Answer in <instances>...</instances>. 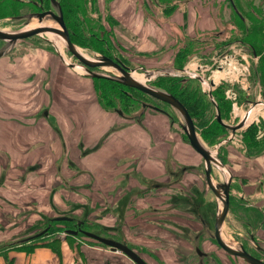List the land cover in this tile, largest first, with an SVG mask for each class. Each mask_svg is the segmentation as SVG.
I'll list each match as a JSON object with an SVG mask.
<instances>
[{
  "label": "crops",
  "instance_id": "crops-1",
  "mask_svg": "<svg viewBox=\"0 0 264 264\" xmlns=\"http://www.w3.org/2000/svg\"><path fill=\"white\" fill-rule=\"evenodd\" d=\"M226 1L232 11L264 14V0ZM183 3L160 26L153 25L150 0H112L109 14L140 39L138 53H161V60L181 44L172 26L192 37L218 28L208 1ZM94 78L48 45L0 56V264H136L74 235L52 245L3 246L53 215L82 220L86 230L124 242L147 264H229L232 257L220 254L202 228L214 222L213 198L181 130L151 106L128 116L103 106ZM223 142L233 195L245 202L229 206L223 226L229 212L238 223L248 212L253 244L264 251V149L247 155L238 142Z\"/></svg>",
  "mask_w": 264,
  "mask_h": 264
},
{
  "label": "rangeland",
  "instance_id": "rangeland-1",
  "mask_svg": "<svg viewBox=\"0 0 264 264\" xmlns=\"http://www.w3.org/2000/svg\"><path fill=\"white\" fill-rule=\"evenodd\" d=\"M33 1L34 0H0V29H4L6 31H19L24 28H28L31 24H32L31 27L41 25V24H44V25L52 24L54 26H58L57 22L48 15L45 16L41 22H38V19L34 15V13L39 12L41 10H46V9H41L38 6L36 7ZM57 1L59 2V0ZM69 1L73 4V6L75 4L76 8H78V10L80 11V16H83L85 18V22L86 24H88V27H89V24H91L93 28L96 29L95 32L97 33V36L98 37L103 36L109 42L108 45H106V47H103L98 43H92L93 40L90 39L89 37L90 36L89 30L85 29L84 30L85 36L88 38L87 42L92 45H89L88 43H86L85 45H83L84 43L83 44L75 43V44L79 46L87 55L99 57L100 55H106L105 54V51H106L108 55H110L109 57H117L126 66L136 71L137 74L145 75L143 76L144 77L143 81L147 83L148 85H151L155 88H159V87H156L153 84H157V85L160 84L162 86L164 85L165 87L175 88L176 76L188 77L194 80H198L200 87H203V89L205 90L208 89V87H210L209 82L214 81L213 73L211 74V72H206V71L205 72L200 71L199 73L196 72L198 68V64L201 63V61L199 62L195 54L190 55L188 59L186 60V62L183 63L182 67H178V65L173 60L175 54L171 55L172 54L171 52H168L169 56H166L162 58L161 60H160V58L162 57L161 53H159L158 55H147V56H143V54L138 53L136 51V44L140 42V39H138L134 34H132L131 31L125 30L120 24H117L114 18L112 17L113 18L112 19L108 15L109 7H110L109 5L112 0H90V2H86V3L84 0H69ZM157 1L160 2V0H157ZM161 1L163 3L171 2V4L174 5L172 11H174L177 7L185 8L183 0H161ZM205 1L209 2V6L206 4V7H209L208 9L210 8L212 9V12H213L212 16H213L214 21L217 23L218 28L213 31L202 32L203 34H201V32L198 31L199 33L197 37L204 39L203 41H200L198 44H196L197 48L200 49L199 54L207 55V56H211V54H213V52L210 53L211 50L212 51L214 50L213 44L211 41H209L210 36L212 37L213 34H214L215 39L218 41L223 40V39L224 40L229 39V38L231 39L233 35H239L240 28H242L244 24L248 25L251 23L257 25L258 29L256 30L258 31L255 32L253 28L252 29L253 31H251V34H249L246 37L248 39L251 38L252 40H254L253 43L254 44L256 43L258 49H260V47L264 49V14L261 15L260 13L257 14L255 12V13H250L248 15L245 14V16L243 15L239 16L233 13L228 3H224V1L227 2L226 0H219L220 5L216 2V0H205ZM77 4H78V7H77ZM151 4L156 7L155 9L156 13L153 12L150 14L153 20L152 22L154 23L152 24L154 26H157L159 24L158 26H160L161 23H163V21L165 20L164 18L167 17V13H165L164 11L161 12L160 8L159 7L157 8V5L154 2H151ZM223 6H224V12L223 11L221 12L220 8L222 9ZM50 8L56 11L54 7L51 5L50 0H49L48 9ZM168 9L169 7L166 8V10ZM244 17H245V20H244ZM100 23H102L103 25L102 31L104 33H102L99 29H97V25L99 26ZM78 27L77 26L75 27V31L78 30ZM171 28L173 29L174 33H176L177 36H181L180 40H182L183 38H188V39L194 38L192 36L187 35L186 32L180 31L179 29L173 26ZM258 32L260 35H262L261 38H258ZM53 34H54L53 35L54 37H60L64 41L63 37H61L60 35L55 34V33ZM83 40L84 39H82V41ZM96 41L97 40L95 39V42ZM221 42H219V44H221ZM63 43H64L62 46L63 50L61 54H63V57L66 58L67 61L75 62L76 59L67 50L65 41ZM235 44H237L238 46L235 47L234 44L230 42V46L228 48L227 46L223 47L224 50L220 51L218 53V56L224 53L225 51H227V53L234 52V51L240 52V50L245 51L244 56H246L248 65H246L243 60V63L246 66L244 71L246 72L247 66L248 68L250 66L252 71H253L254 66L255 68H261L262 66L261 59L259 60L257 59L259 58L260 54H258V56H255L253 53L254 49H252V47L250 48L249 46H246L247 44H243L237 41L235 42ZM36 45H48L52 47L54 51L59 52V50L56 48L53 41L45 33H43L42 36L34 35V36H31L25 39H19L15 43H11V44L8 43L7 41L0 40V50H5V52L7 53H11L12 51L20 52L21 50H24L28 47H32ZM220 46H218V48H220ZM102 47L104 49H101ZM238 47H240V50L238 49ZM262 54H264V51H262ZM214 55H217V54H213V56ZM241 60L242 58L239 59V61ZM252 71H251V75L246 80L244 79L242 80L243 77L242 75H240L238 77L239 78L238 81L229 80V79L220 80V78L214 81L215 83L214 86L216 87L223 86V89L221 92L222 99L225 101L227 100V102L230 104L228 111L225 112L222 116V119L225 123L233 125V126L238 125L242 121L244 112L249 111V109L251 108L255 112L253 115L254 118L251 119L252 121L249 120L250 122L249 121L244 122L245 124L243 125V127H241V129L235 130L234 132H232L231 130L225 129V131H223L225 135L221 139V140H224L222 144H224L227 141H231V140L238 142L240 145L243 144L242 133L248 127H251L252 130H254L255 134L259 133L258 136H260L261 134H264V104L259 105V107L257 106V104L260 103L264 99V78H262V76H261V79L259 78L260 72L257 73L256 70H254V72ZM114 72L118 73L117 71H114ZM114 72L110 74H115ZM221 76H223V72ZM244 76L246 75L244 74ZM201 77L206 78V80L200 83L199 80L201 79ZM97 78H101V77H97ZM157 78L159 79L158 81L155 80ZM108 80L110 81V79ZM241 80L244 83L240 82ZM117 83H120V82H117ZM120 84L117 86L122 87ZM243 85H248L249 87L248 90L243 89ZM227 89H229V91L233 89L234 92H238L239 90L242 91V93H239L241 96H238L239 100L237 99V101L235 102L236 104L234 103L232 105V101H234V99L231 96L229 98L228 97L229 95L227 94L225 95L224 92L225 90L227 91ZM259 93H260V97H257ZM127 94L129 95L130 98L129 97L126 98V96L122 94L120 95L121 99L118 100L119 106L121 107L123 106L124 108L126 107L127 109H130L128 107V103L130 102L129 100L132 99V100L138 101L137 102L138 104H136L134 107L135 111L139 110L143 106L159 105L161 107H164L173 114L174 120H175L173 123L179 130H181L182 134H184V131L182 130V127H181V124L184 123L183 118L179 114V112L176 111L172 106H170L169 104L165 102L154 99L144 93H143L144 95H137V93L135 94V92H133L131 89L130 90L128 89ZM246 98L249 99V101H247ZM256 108H260L258 113L256 112ZM207 111H208V114L206 115L205 121L212 122V120H215V119L214 117L213 119H210V116L215 114V108L211 109V111L209 110ZM192 118L194 120V117ZM216 124L217 125L214 124V126L216 127L220 126L218 125V123ZM206 135L209 136L208 133ZM199 136L203 144H205L208 148L211 149L212 156L221 160L220 156H223L222 155L223 148L218 144L219 142L210 144L209 142L204 140L200 134ZM211 138H214V137L211 136ZM208 139L210 138L208 137ZM193 155L198 161L200 171H202V174H203L202 182H204L206 190H208L210 194H212L206 185V179L204 176V162L202 160V157L195 150H193ZM213 170H214L215 175L217 176L216 178H219V177L221 178V181L219 179V182H223L227 180L228 175L226 174L225 171L219 170V168L217 167H213ZM220 171L224 173L223 174L224 176L219 175ZM232 193L237 194L234 190L232 191ZM211 196L213 198L212 201H213L214 213L217 214V211H218L217 204H216L213 194ZM232 196H233L232 201H230V204H229L230 210L233 209V206L235 204H240V202L242 203L241 205L245 204V202L241 200L240 198H238L237 195H232ZM32 211L33 210L30 209L29 211L25 212V214L27 215L25 219H27V217H29L32 214ZM40 213L41 212L39 211V214ZM247 214L248 212H246V216ZM56 216H59V215H56ZM230 216L231 214L229 212V217L226 219L225 226H223L222 228V236H223L222 238H224L225 242L236 248H239L240 243L241 245L242 243H244V245H246L248 249L249 248L251 249L252 254H254L253 252L255 250L256 254H261L264 256L263 252H259L258 251L259 249L254 246L253 244L254 241L252 240V238H250V236L252 235V232L250 231V225H252V223L249 221V218H247L246 216L242 217L243 219L241 220V222L238 223L237 221H233V218ZM53 217H55V215L48 216V217L43 216L42 217L43 219L40 220V222L37 224V230L33 232V234H35L39 232L40 230L46 228V230L43 233L38 234L34 238L28 241H24V242L18 241L22 238L10 239L6 241L5 243H3V246H7V245L14 246L15 244L17 245L19 243H25V242L45 243L53 239L68 237L71 234L66 233L65 230L73 229L72 226L74 227L76 226V228L74 229H78L80 227L81 229L86 230L87 225H85L82 220L80 221H77L76 219H74L75 221L68 220L72 224L71 226H66V224L62 223V221L64 220H54ZM200 217L202 216H199V218ZM77 222H79L80 224H78ZM23 223L22 225L25 224ZM213 223L211 224V227L208 225L206 226L202 224V228L205 230V233L210 237L213 232ZM33 234H30V235H33ZM30 235L24 236L23 238L28 237ZM74 236H79V237L85 238L92 242L95 241L83 235L82 233H78L77 235H74ZM217 250L220 252V254H224V253L227 254L219 246H217ZM230 258L231 259L228 262L229 264H250L236 256H230ZM226 260L227 259H225V261Z\"/></svg>",
  "mask_w": 264,
  "mask_h": 264
},
{
  "label": "water",
  "instance_id": "water-1",
  "mask_svg": "<svg viewBox=\"0 0 264 264\" xmlns=\"http://www.w3.org/2000/svg\"><path fill=\"white\" fill-rule=\"evenodd\" d=\"M50 3L56 11L50 8L46 10H41L39 12H35L34 15L37 17L38 22H41L42 19L48 15L57 22L58 26L41 24L34 27L24 28L19 31H6L4 29H0V40L7 41L8 43L11 44V43H15L19 39H25L34 35H42L43 33L51 32L58 34L61 37H63L66 43L67 50L76 59L75 62H69L63 57V55L60 52L57 51L58 55L66 65H69L71 67H76V66L82 67L83 69L82 71L92 77H101V78H106L120 82L126 86L139 90L154 99L165 102L170 106H172L176 111H178L184 121V123L181 124V127L182 130L184 131V134L186 135L187 141L189 142L191 147L202 157V160L204 162V174L206 179V185L213 194L217 204L218 211L214 219L213 232L211 234V237L214 239L217 246H219L228 255L239 257L250 264H264V260H261L260 258H257L254 255H252L246 249H244L243 246L236 248L223 241L222 228L225 218L227 216V212L229 210V186L232 175L228 167L221 160L213 157L208 153L207 148L202 144L203 142L198 134L194 120L191 114L189 113L188 109L185 107V105L171 93H168L164 90L155 88L145 83L143 81L144 77H140L138 75L139 77L135 78L132 75V72H134V70L126 66L117 57L100 55L97 61H94L89 57H86L81 51H79L80 47L77 46L70 38L69 32L63 20V14L59 2L57 0H50ZM4 52L5 50H0V56ZM114 71H117L119 74H110L113 73ZM210 84L213 85V82L211 81ZM208 95L210 99L213 101L210 91L208 92ZM143 107H147V106H143ZM151 107L155 109H160L153 105H151ZM115 111L118 114H122V111L120 109H116ZM215 118L219 124L231 130L232 132L240 129L245 124L242 121L240 124L234 126L225 123L221 118L217 107H216ZM213 167L224 169L228 175L227 180L223 182H219V179L216 178L217 176L214 173ZM53 219L71 220L72 217L67 215H59L53 217ZM45 230L46 228L40 230L39 232L33 235L22 238L18 241L20 242L28 241L34 238L35 236H37L38 234L43 233ZM65 232L71 235H77L78 233H82L83 235L110 247V249L112 250H120L121 252L126 254L129 258H131L136 264H147L137 253L131 250L124 242L116 241L114 239L101 236L92 231L81 229L80 227L78 229H66ZM196 250L198 251V253L201 254L199 248H196Z\"/></svg>",
  "mask_w": 264,
  "mask_h": 264
},
{
  "label": "trees",
  "instance_id": "trees-1",
  "mask_svg": "<svg viewBox=\"0 0 264 264\" xmlns=\"http://www.w3.org/2000/svg\"><path fill=\"white\" fill-rule=\"evenodd\" d=\"M84 1H85V3L90 2V0H84ZM150 2H154L157 6H162V11L167 13V15L170 13V11L173 9V6H174L171 4V2L163 3L161 0H160V2H158L157 0H150ZM233 2L235 4V0H233ZM33 3L36 5V7L38 6L41 9H48L49 8V0H34ZM59 4L61 6V10H62V14H63V20L65 22L66 28L69 32L71 40L74 43H77V44H83L84 43L83 45L88 43L87 42L88 38L85 36V32H84V30L86 29V30H89V35H90L89 37H90V39L93 40L92 43H98L103 47H106V45H108V43H109L108 40L105 39L103 36L98 37L97 33L95 32L96 29H94L91 24H89V27H88V24H86V22H85V18L83 16H80V11L78 10V8H76L75 4H74V6H75L74 7L73 4L69 0H59ZM77 7H78V4H77ZM167 7H169L168 10H166ZM237 10L240 12L241 15L245 16V13H242L239 9H237ZM233 13L235 15L241 16L240 14L235 12L234 9H233ZM108 15L112 18V16L109 13H108ZM244 20H245V17H244ZM251 24H248V25L244 24L242 26V28H240L239 35H233L231 39L230 38L225 39L221 43L228 44V43L234 42V41L246 43L250 47H252V49H254L256 54H260L259 59H261V65L262 66H261V68H256V71H257V73L260 72L259 78L261 79V76H262V78H264V66H263L264 65V54H262V51H264V49L261 47H260V49H258L256 43L255 44L253 43L254 40H252L251 38L248 39L246 37L249 34H251V31H253L252 30L253 28H254L255 32L258 31V30H256V29H258L257 25L256 24L251 25ZM76 26L77 27L79 26L77 31H75ZM102 27H103L102 23H100L99 26L97 25V29H99L102 33H104L102 31ZM95 28H96V26H95ZM201 34H203V33L201 32ZM261 36L262 35H260L258 32V38H261ZM94 38L97 40L96 42H95ZM82 39H84L85 41L84 40L82 41ZM203 40L204 39H201L198 37H194V38H190V39L183 38L181 40V44L178 46V49H177V51L174 55V59H173L175 61V63L178 65V67H182L183 63L186 62V60L188 59V57L190 55L196 54L200 51V49L197 48L196 44H198L200 41H203ZM209 41H211L214 46L219 44L218 40H216L214 38V36L213 37L210 36ZM88 44L92 45L90 43H88ZM103 47L101 49H104ZM105 54L108 55V53L106 51H105ZM108 56H110V55H108ZM94 79H95V88H96L97 98H98L99 102L103 106H105L107 108H111L114 111L116 109H120L123 113H125L126 116H128L130 111L134 110V107L136 104H138L137 103L138 101L130 99L129 100L130 102L128 103V107L130 109H127L126 107L124 108L123 106L121 107L118 105V100L121 99L120 95L122 94V95L126 96V98H128L129 97V95L127 94L128 89L129 90L131 89L133 92H135V94L137 93V95H144L142 92H140L134 88L125 86V85L117 83L115 81H111V80L109 81L108 79L97 78V77ZM155 80L158 81L159 79L157 78ZM175 83H176L175 88L165 87L164 85L162 86L160 84H158V85L153 84V85L165 90L168 93H171L172 95H174L177 99H179L185 105V107L188 109L191 116L194 117V119L196 121V125L198 126V129H199V134L202 136V138L204 140H206L210 144H214L216 142H219L223 138V136L225 135L223 132V131H225V127H223L221 124H219L216 120H212V122H206L205 121L206 115L208 114L207 110L211 111V109H213V106L211 105L207 94L201 89L198 80H194V79H191L188 77L176 76ZM119 84L122 87H118L117 85H119ZM222 89H223V86H217L212 91L213 98L216 100V102L219 106L221 118H222L223 114L228 111V108L230 105L227 102V100L225 101L222 99V96H221ZM153 106H155V105H153ZM155 107H158V108H160L158 110L165 112L167 114V116H169V118L171 119L172 122L175 121L173 114L170 111H168L166 108L161 107L159 105H156ZM134 113H135L134 115L130 114L129 117H133L137 114V112H134ZM210 119H213V115L210 116ZM213 121L218 123V125H220V126L219 127L214 126V124L215 125H217V124ZM207 133L209 134V136L206 135ZM258 134L259 133L255 134L254 130H252L251 127H248L242 133L243 146H244V149H245V152L247 155H256L264 149V134H261L260 136H258ZM211 136H213L214 138H211ZM183 137L185 140H187L185 134H183ZM208 137L210 139H208ZM220 157H221V161L223 163H225L224 157L223 156H220ZM62 223L67 224V226H70V224H71L68 221H62ZM250 237H252V240L255 241V239L253 238L252 235ZM52 242H53L52 240L48 241V243L50 245H52ZM96 243H98V242H96Z\"/></svg>",
  "mask_w": 264,
  "mask_h": 264
},
{
  "label": "flooded vegetation",
  "instance_id": "flooded-vegetation-1",
  "mask_svg": "<svg viewBox=\"0 0 264 264\" xmlns=\"http://www.w3.org/2000/svg\"><path fill=\"white\" fill-rule=\"evenodd\" d=\"M224 40V39H223ZM223 40H219L218 41V43L219 42H221V41H223ZM232 44H234V46L235 47H237L238 45L237 44H235V42H231ZM243 44H246V43H243ZM221 45V46H220ZM218 46H220V48H218ZM218 46H214L213 45V48H214V50L212 51L211 50V52L210 53H212L213 52V54H217V55H214L213 56V54H211V56H207V55H201V54H199V52L197 53V54H195V56L198 58V60H199V62L201 61V63H199L198 64V68H197V71L196 72H200V71H206V72H211V74L214 72V69H215V65H216V62H217V58H218V53L220 52V51H222V50H224L223 49V47H225V46H227V48L230 46V43H228V44H224V43H221V44H219ZM246 46H249L248 44L246 45ZM250 47V46H249ZM251 48V47H250ZM238 49L240 50V47H238ZM225 52H227V51H225ZM245 52V51H244ZM254 55L255 56H258V54H256L255 53V51H254ZM260 57V56H259ZM258 60H259V58H257ZM248 62V61H247ZM248 65V64H247ZM214 67V68H213ZM254 70H256V68H255V66L253 67V71L251 70V68H250V66H249V68H248V66H247V70H246V72H245V79L244 80H246L250 75H251V71L252 72H254ZM248 72V73H247ZM247 73V74H246ZM206 80V78H203V77H201V79L199 80L200 81V83L203 81H205ZM213 82V85H211L210 84V82H209V86L210 87H208V89H203V87H201V89L207 94V96H208V98H209V100H210V103H211V105L213 106V109L215 108V114H216V107L218 108V110H219V106H218V104H217V102H216V100L213 98V95H212V91H213V89H215L216 88V86H214V81H212ZM242 83H244V82H242ZM249 88V87H248ZM208 91H210V93H211V95H212V98H213V101L210 99V97H209V95H208ZM225 95H226V90H225ZM236 94H235V97H234V101H232V105H233V103H235L236 101H237V99L239 100V97L238 96H241L239 93H242V91L241 90H239L238 92H235ZM242 98H243V96H242ZM246 100L247 101H249V99H247L246 98ZM261 103V102H260ZM236 104V103H235ZM259 104V103H258ZM219 113H220V110H219ZM215 114L213 115V117H214V119L216 120V118H215ZM220 116H221V114H220ZM217 121V120H216ZM194 123H195V126H196V129H197V131L199 132V129H198V126L196 125V121H195V119H194ZM225 129H227V128H225ZM241 129V128H240ZM227 130H229V129H227ZM241 146L242 147H244L243 146V144H241ZM233 181H232V178H231V181H230V186H229V204H230V201H232V198H233V193H232V188H233ZM242 245H243V248L244 249H246L249 253H251L252 254V252H251V249L249 248H247L246 247V245H244V243H242ZM259 249V248H258ZM259 252H263V254H264V251H261V250H258ZM254 254H252V255H254L255 257H257V258H260L261 260H264V256L263 255H261V254H256V251L254 250V252H253Z\"/></svg>",
  "mask_w": 264,
  "mask_h": 264
},
{
  "label": "built area",
  "instance_id": "built-area-1",
  "mask_svg": "<svg viewBox=\"0 0 264 264\" xmlns=\"http://www.w3.org/2000/svg\"><path fill=\"white\" fill-rule=\"evenodd\" d=\"M244 55H245L244 51L240 50V52H237V51L230 52V53L224 52L218 56L216 66H215L216 68L214 69V71L220 70L223 72V76L219 77L220 80L229 79V80L238 81L239 80L238 77L240 75H242L243 77L242 80L245 79L244 69L246 67L245 64L247 65V60H246V56ZM240 58H242L241 61H239ZM243 60L245 64L243 63ZM242 80L240 82H243ZM243 89L248 90V85H243ZM226 94L229 95L228 96L229 98L231 96L234 99L236 93L234 92L233 89L231 91L227 89ZM257 97H260V93L258 94ZM259 104H264V99ZM241 246L242 245L240 243L239 247Z\"/></svg>",
  "mask_w": 264,
  "mask_h": 264
},
{
  "label": "bare ground",
  "instance_id": "bare-ground-1",
  "mask_svg": "<svg viewBox=\"0 0 264 264\" xmlns=\"http://www.w3.org/2000/svg\"><path fill=\"white\" fill-rule=\"evenodd\" d=\"M44 25V24H43ZM49 25H52V24H49ZM32 26V24L29 26V27H31ZM46 35H48V37L53 41V43L55 44V46H56V48L59 50V52L60 53H62V46H63V40L60 38V37H54L53 35V33H51V32H48V33H45ZM42 36V35H41ZM79 51H81L86 57H89L90 59H92V60H94V61H97L98 60V57H95V56H89V55H87L81 48L79 49ZM63 55V54H62ZM66 59V58H65ZM67 60V59H66ZM76 69H78V70H83L82 69V67H79V66H76ZM115 74H119V73H116V72H114ZM132 75L135 77V78H138L139 76L140 77H143V76H145V75H143V74H137V72H132ZM139 75V76H138ZM221 75H222V72L220 71V70H217V71H214V73H213V78H214V81H216L219 77H221ZM142 80V79H141ZM259 105H262V104H257V106L259 107ZM259 110H260V108H256V112L258 113L259 112ZM254 111H253V109L251 108V109H249V111H246V112H244L243 113V117H242V122H247V121H249V120H251L252 118H254ZM203 144V143H202ZM206 148H207V151H208V153L210 154V155H212V151H211V149L210 148H208L205 144H203ZM219 170H222V171H225L224 169H220L219 168ZM222 171H220L219 172V175L220 176H224L223 174V172ZM226 172V171H225ZM226 174H227V172H226ZM223 241H225L224 240V238H223ZM230 245V244H229Z\"/></svg>",
  "mask_w": 264,
  "mask_h": 264
}]
</instances>
